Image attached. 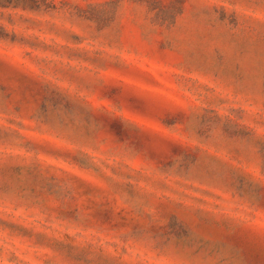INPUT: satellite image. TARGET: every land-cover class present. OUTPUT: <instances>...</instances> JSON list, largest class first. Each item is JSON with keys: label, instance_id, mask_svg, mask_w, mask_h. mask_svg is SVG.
I'll return each mask as SVG.
<instances>
[{"label": "rangeland", "instance_id": "374dc122", "mask_svg": "<svg viewBox=\"0 0 264 264\" xmlns=\"http://www.w3.org/2000/svg\"><path fill=\"white\" fill-rule=\"evenodd\" d=\"M0 264H264V0H0Z\"/></svg>", "mask_w": 264, "mask_h": 264}]
</instances>
